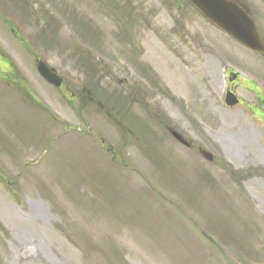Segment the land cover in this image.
<instances>
[{"label":"rangeland","instance_id":"1","mask_svg":"<svg viewBox=\"0 0 264 264\" xmlns=\"http://www.w3.org/2000/svg\"><path fill=\"white\" fill-rule=\"evenodd\" d=\"M238 46L187 0H0V264H264V107L245 84L261 114L224 107L214 58L256 71L264 102ZM31 52L76 94L96 73L118 119L89 101L78 116Z\"/></svg>","mask_w":264,"mask_h":264},{"label":"water","instance_id":"2","mask_svg":"<svg viewBox=\"0 0 264 264\" xmlns=\"http://www.w3.org/2000/svg\"><path fill=\"white\" fill-rule=\"evenodd\" d=\"M190 2L228 35L255 51L264 52V43L254 21L237 3L231 0H190ZM38 70L50 83L61 85L62 79L44 61H38ZM231 97L233 99L234 96ZM227 102L235 103L234 100L229 99ZM172 134L179 141L189 144L177 132L172 131ZM202 154L208 160L213 158L209 152L202 151Z\"/></svg>","mask_w":264,"mask_h":264},{"label":"flooded vegetation","instance_id":"3","mask_svg":"<svg viewBox=\"0 0 264 264\" xmlns=\"http://www.w3.org/2000/svg\"><path fill=\"white\" fill-rule=\"evenodd\" d=\"M236 2H238L240 5L244 6L248 12L250 13V15L254 18L257 26H258V29L264 39V13H258V15H254L252 14L251 10H250V7L248 6V4L244 1V0H235ZM263 15V16H262ZM236 42V41H235ZM237 44H239L243 49H245V51L247 52H250L254 55L255 59L258 60V62H256L258 65L261 66V68L263 69L264 68V54L263 53H257V52H254L252 50H250L249 48L243 46L242 44L236 42ZM240 46H238L239 48H241ZM220 48V47H219ZM209 55H212L210 52H208ZM216 55L214 56V58L216 57L217 60L219 59L220 63L222 62L223 65H221V67H223V72L225 74V79H226V86L227 88L224 90V95H226L228 92H233L234 94L237 95V99H238V104L233 106V107H230V108H234V107H242L244 106L247 110H250L253 114H261L260 110L257 109L256 107H254L253 104H250V103H247L245 102V100L237 93V90H236V86L237 85H243L240 81V76L238 75V73L236 72V70H232L231 69H227L226 68V63H230V64H233V65H236V66H240L241 68H245L247 71H253V73L257 74L256 71L252 70L248 65L246 64H243V63H239L235 60H230L228 55L220 48V50L218 51H215ZM248 90H250V92L256 94V97L259 98L258 101L260 102V104L262 103L263 106H264V102L262 101L261 97H260V93L258 90L256 89H253L251 87H248L247 88ZM68 89L66 88L65 84H63V87H62V91L61 92H65L63 94V96L65 97L66 101L69 103V104H74L75 102H77V95L74 94V93H70V97L67 96L68 94ZM33 99H34V96H33ZM40 104V103H39ZM43 109L48 110V97H47V101H46V104H44L43 106ZM257 109V111H256Z\"/></svg>","mask_w":264,"mask_h":264},{"label":"bare ground","instance_id":"4","mask_svg":"<svg viewBox=\"0 0 264 264\" xmlns=\"http://www.w3.org/2000/svg\"><path fill=\"white\" fill-rule=\"evenodd\" d=\"M260 159H261V161H264L263 158H260ZM32 212L37 214V213H40L41 211H40V209L38 207H36L35 205H33L32 206Z\"/></svg>","mask_w":264,"mask_h":264}]
</instances>
